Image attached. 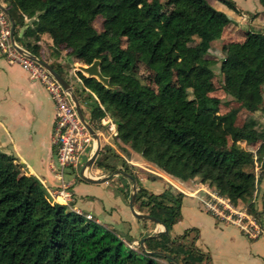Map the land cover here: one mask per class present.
<instances>
[{
  "label": "trees",
  "instance_id": "16d2710c",
  "mask_svg": "<svg viewBox=\"0 0 264 264\" xmlns=\"http://www.w3.org/2000/svg\"><path fill=\"white\" fill-rule=\"evenodd\" d=\"M219 1L236 10L232 0ZM1 2L13 22L15 40L43 61L42 36L51 37L55 54L49 64L69 83V70L57 60L60 49L63 60L72 63L99 60L111 86L77 70L73 77L80 85L72 87L95 130L108 115L116 123L115 137L144 160L182 181L198 177L235 207L261 191L262 209L255 198L248 211L264 223V167L258 174L254 170L255 161L264 166L263 33L248 30L243 41L228 43L220 62L221 87L249 112L242 116L238 109L220 113V98L210 95L214 73L207 57L230 18L207 0ZM260 2L264 7V0ZM97 18L100 31L94 26ZM124 37L138 55L119 46ZM194 39L196 44L190 45ZM137 65L150 72L151 85L136 75ZM177 82L190 89L192 101L185 108L176 103ZM241 143L258 147L253 151ZM94 165L129 174L138 183L125 158L108 145ZM117 189L128 199L126 188ZM183 197L180 191L153 193L137 184L134 208L159 219L168 232L144 234L143 249L136 251L124 242L133 240L129 234L52 205L40 180L23 174L14 156L0 153V264H210V255L197 245V228L171 234L182 217ZM137 220L143 228L154 223Z\"/></svg>",
  "mask_w": 264,
  "mask_h": 264
},
{
  "label": "rangeland",
  "instance_id": "374dc122",
  "mask_svg": "<svg viewBox=\"0 0 264 264\" xmlns=\"http://www.w3.org/2000/svg\"><path fill=\"white\" fill-rule=\"evenodd\" d=\"M236 5V10L229 9L225 4L219 0H207V2L213 6L215 9L223 11L229 18L230 22L223 28L221 34V40L218 45L212 47L209 50L208 62L214 73L211 80V91L210 95L220 98L222 104L220 105V113H225L230 109H238L241 115L244 116L249 113L245 108H242L240 104L234 101L230 96L226 95L221 87L222 75L220 73V62L225 56L226 46L232 41L241 42L245 38V33L248 30L259 31L264 34V7L260 0H232ZM95 28L101 30V20L97 18L94 21ZM106 37L110 38V34H106ZM52 39L49 35L45 34L42 36V53L49 63V60L54 59L52 55L55 54L52 47ZM197 42L194 39L190 42V45H195ZM119 46L123 49H127L133 52L135 55L139 54L136 48L130 46V40L128 37H124L120 40ZM63 54L65 51L62 50ZM52 54V55H51ZM61 62L65 70H69L67 76L70 79V85L72 87H79V83L73 77L76 76V65L79 63L71 64L65 60L61 61V58H57ZM73 65L74 67H72ZM136 75L142 79L147 84H152V76L150 72L141 65L136 67ZM176 89L180 91V96L176 99V103L180 108H185L191 101L192 96L190 89L186 86V83L177 82L175 85ZM25 97L21 96L17 100L20 107H25L26 104L23 102ZM22 100V101H21ZM24 108H22V119H24ZM256 116L260 117V112L254 113ZM241 116V117H242ZM240 117V118H241ZM104 128H98L97 132H100V150L104 152V146H110L115 152L123 156L129 164L130 171L135 175L137 181L140 185L145 187L148 191L153 193H160L163 189L169 188L172 192L176 193L178 191L184 194L181 206V219L173 225L171 230L172 235H179L188 228H197L199 230V238L197 240V245L210 255V264H264V223L262 224L263 232L259 233L256 237L251 238L248 236L238 225L231 222H226L219 217H217L213 212H210L206 207V202L211 201V194L213 190L209 188L206 184L200 182L198 177L182 181L171 175L166 174L162 170L156 168L154 165L150 164L144 160L141 155L134 152L126 145H124L114 134H105ZM242 146L248 149L256 150L258 145H246L241 143ZM122 148L127 149L128 154L122 151ZM93 154V153H92ZM91 154V155H92ZM90 155V156H91ZM97 155V156H98ZM89 156V157H90ZM227 158H231V154L225 152ZM88 159V158H87ZM263 163H258L255 161L254 170L258 174L259 170L263 168ZM89 174L92 176L103 177L110 173V171H103L96 168L94 163L89 168ZM123 176L127 178L126 175L121 173L114 174L110 179L105 181V187L100 183H90L83 180L77 172H71L64 175L66 182L80 183V188L76 189V198L78 205L84 208L87 207L90 202L102 200L108 210L111 212L121 215H126L130 219H133L134 228L137 230L142 227V224L138 222L129 209V199L132 194V182L129 180H123L118 176ZM81 178V180H80ZM137 182L135 186L137 187ZM75 184V185H76ZM123 186L126 188L129 194L128 199H125L121 192L118 191L117 187ZM262 189H264V177L262 180ZM262 192H257L256 197L246 198L241 201L237 207V210L243 211L250 218L253 219L255 225L259 228V222L254 214L249 213L248 206L256 198V204L258 209H262ZM258 197V198H257ZM100 199V200H99ZM222 207V206H221ZM66 210L79 209L75 207V204L71 203V206H65ZM136 209V208H135ZM82 213L88 214L81 210ZM92 216L91 223H99L102 227L107 229H115L113 225H110L107 221L102 222L97 217ZM264 218V215L262 216ZM132 229L133 238L132 241L124 242L130 248L140 251V240L141 233ZM143 234H154L158 230H162V227L156 223L149 224L147 227L143 228ZM165 263L164 261H160Z\"/></svg>",
  "mask_w": 264,
  "mask_h": 264
},
{
  "label": "crops",
  "instance_id": "0c3cea01",
  "mask_svg": "<svg viewBox=\"0 0 264 264\" xmlns=\"http://www.w3.org/2000/svg\"><path fill=\"white\" fill-rule=\"evenodd\" d=\"M22 32L23 29H20L19 34ZM59 51L63 62L64 54L61 49ZM65 61L68 60L65 58ZM21 96L26 98L23 101L25 107H20L17 103ZM22 108L25 109L24 119ZM84 119L86 120L85 116ZM54 122V102L47 89L40 82L30 80L21 66L8 63L0 54V153L14 156L16 162L21 164L23 174L35 176L43 187L47 188L59 185L54 169ZM68 183L73 193L72 203L75 207L92 214L102 222L107 221L113 228L115 227L113 230L120 234L132 235L133 219L124 214L117 215L111 212L100 199L96 201V205L90 202L87 207H80L76 198V189L81 187L80 183L76 184L74 181ZM100 184L104 186L105 182ZM134 229L141 233V236L144 235L143 227Z\"/></svg>",
  "mask_w": 264,
  "mask_h": 264
},
{
  "label": "built area",
  "instance_id": "2783aa9c",
  "mask_svg": "<svg viewBox=\"0 0 264 264\" xmlns=\"http://www.w3.org/2000/svg\"><path fill=\"white\" fill-rule=\"evenodd\" d=\"M0 54L8 63L21 66L27 72L30 80L40 82L47 89L54 102V169L56 170L59 185L55 188H44L47 198L52 205L60 204L70 207L73 202V193L64 175L70 172H77L80 177V169L87 158L94 152L97 143L85 122L77 113L70 95L38 61L31 57L32 53L15 40L12 32L11 19L1 0ZM71 66L74 67L73 65ZM73 69L77 70V66ZM100 124L104 128L103 131L105 134L116 135V123L108 115L100 119ZM94 131L99 137L101 133L97 132L95 129ZM210 197L211 201L205 203L206 207L220 219L238 225L251 238L263 232L262 223L258 217L257 220L261 227L259 229L252 218L243 211L237 210V207L233 206L228 199L217 196L215 192H213ZM72 211L83 216L87 220L92 219L90 213L84 214L79 209H74Z\"/></svg>",
  "mask_w": 264,
  "mask_h": 264
},
{
  "label": "water",
  "instance_id": "95a60500",
  "mask_svg": "<svg viewBox=\"0 0 264 264\" xmlns=\"http://www.w3.org/2000/svg\"><path fill=\"white\" fill-rule=\"evenodd\" d=\"M12 22V20H11ZM13 22H12V32H13ZM31 57L33 59H35L36 61H38L58 82L59 84L62 86V88L70 95L71 100L73 101L75 108L77 110V113L79 114L80 118L85 122L87 128L89 129V131L92 133L94 139L96 140V148L93 152V154L85 161L84 165L82 166V168L80 169V177L90 183H101V182H105L108 179H110L114 174H118V173H122L121 171L117 170L115 173H110L106 176L103 177H97V176H92L89 174L88 170L90 168V166L94 163L98 152L100 150V140L99 137L97 136V134L95 133L94 129L85 121L83 113L81 111V107L79 104V101L73 91L72 86L70 85V83L65 80V78L63 76H61L48 62L43 61L39 58H37L35 55L31 54ZM77 70L81 71L84 75L89 76V77H94L97 80H99L100 82H102L106 87H110L111 85L108 82V78L103 76L99 70V60L95 59L91 64L89 65H81L78 64L77 65ZM124 175L128 176L132 182V194L130 195V199H129V209L130 212L132 213V215L137 218V219H146V220H150L158 225H160L162 227V230H158L157 232H155L154 234L149 235L150 236H155L158 233H167L168 229L167 227L163 224V222H161L159 219L149 216L147 214L144 213H140L138 212L135 208H134V199L136 197V186H135V181L133 179V177L129 174L123 173ZM145 238H141L140 240V248L143 249V242H144Z\"/></svg>",
  "mask_w": 264,
  "mask_h": 264
}]
</instances>
